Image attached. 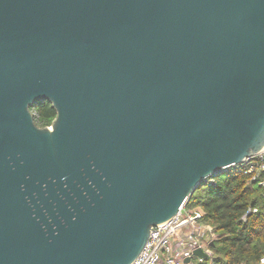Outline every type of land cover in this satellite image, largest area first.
I'll list each match as a JSON object with an SVG mask.
<instances>
[{
  "label": "water",
  "instance_id": "1",
  "mask_svg": "<svg viewBox=\"0 0 264 264\" xmlns=\"http://www.w3.org/2000/svg\"><path fill=\"white\" fill-rule=\"evenodd\" d=\"M263 148L264 0H0V264H131Z\"/></svg>",
  "mask_w": 264,
  "mask_h": 264
},
{
  "label": "trees",
  "instance_id": "2",
  "mask_svg": "<svg viewBox=\"0 0 264 264\" xmlns=\"http://www.w3.org/2000/svg\"><path fill=\"white\" fill-rule=\"evenodd\" d=\"M30 110L37 126L51 123L55 111L48 101ZM245 164L230 167L197 188L185 208L202 211L201 220L212 226L211 253L196 264H254L264 257V193Z\"/></svg>",
  "mask_w": 264,
  "mask_h": 264
},
{
  "label": "built area",
  "instance_id": "3",
  "mask_svg": "<svg viewBox=\"0 0 264 264\" xmlns=\"http://www.w3.org/2000/svg\"><path fill=\"white\" fill-rule=\"evenodd\" d=\"M244 164L243 173L250 174L264 193V148ZM201 217V210L184 207L163 225L155 226L131 264H196L194 259L201 261L193 250L201 248L209 255V243L215 238L212 226L203 222ZM187 257L189 261L185 262ZM254 264H264V257Z\"/></svg>",
  "mask_w": 264,
  "mask_h": 264
},
{
  "label": "rangeland",
  "instance_id": "4",
  "mask_svg": "<svg viewBox=\"0 0 264 264\" xmlns=\"http://www.w3.org/2000/svg\"><path fill=\"white\" fill-rule=\"evenodd\" d=\"M191 210H194V208H192ZM206 246L208 247V244H206ZM211 253V251L209 250V254ZM196 261V259H194Z\"/></svg>",
  "mask_w": 264,
  "mask_h": 264
}]
</instances>
